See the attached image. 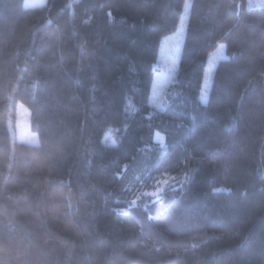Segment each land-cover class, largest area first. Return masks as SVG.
<instances>
[{
	"label": "trees",
	"instance_id": "obj_1",
	"mask_svg": "<svg viewBox=\"0 0 264 264\" xmlns=\"http://www.w3.org/2000/svg\"><path fill=\"white\" fill-rule=\"evenodd\" d=\"M185 4L0 0V264H264V7L193 0L158 111Z\"/></svg>",
	"mask_w": 264,
	"mask_h": 264
},
{
	"label": "rangeland",
	"instance_id": "obj_2",
	"mask_svg": "<svg viewBox=\"0 0 264 264\" xmlns=\"http://www.w3.org/2000/svg\"><path fill=\"white\" fill-rule=\"evenodd\" d=\"M192 1L193 0H186L184 13L178 31L174 35L165 38L162 42L160 56L156 65L157 72L155 75L151 95V105L155 110L158 111L165 109L167 104L168 89L174 83L179 69V61L186 37ZM46 3L47 0H25V7L38 8L45 6ZM249 7L263 8L264 0H249ZM221 45H223V47H221ZM225 59H227L226 45L220 44L208 60L202 100L207 99L217 63ZM10 129L16 141L30 145L39 144L38 136L31 133L30 130V112L21 104L16 106L13 121L10 123ZM156 141L163 143L164 138L160 134H157ZM163 178L167 179L170 183L171 179L169 177ZM164 186L166 185H158V187Z\"/></svg>",
	"mask_w": 264,
	"mask_h": 264
},
{
	"label": "snow or ice",
	"instance_id": "obj_3",
	"mask_svg": "<svg viewBox=\"0 0 264 264\" xmlns=\"http://www.w3.org/2000/svg\"><path fill=\"white\" fill-rule=\"evenodd\" d=\"M221 47H223V45H221ZM164 175L166 176L167 174L165 173ZM172 179L174 180L175 177H172ZM155 183H156L157 185H162V184H163V185H169V181H168L167 179H164L163 177H162L161 179L156 180ZM159 193H160V189L157 188L155 191H153L152 193H150V195H152V196L155 197V196H158ZM135 203H136V201L133 200V201H132V204L135 205Z\"/></svg>",
	"mask_w": 264,
	"mask_h": 264
}]
</instances>
